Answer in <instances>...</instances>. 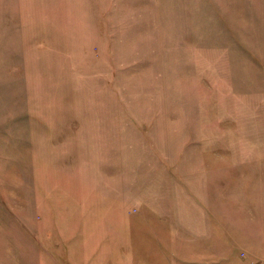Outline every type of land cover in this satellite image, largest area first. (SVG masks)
<instances>
[{
	"label": "rangeland",
	"instance_id": "1",
	"mask_svg": "<svg viewBox=\"0 0 264 264\" xmlns=\"http://www.w3.org/2000/svg\"><path fill=\"white\" fill-rule=\"evenodd\" d=\"M102 115L127 181H69ZM171 181H264V0H0V264H167Z\"/></svg>",
	"mask_w": 264,
	"mask_h": 264
},
{
	"label": "crops",
	"instance_id": "2",
	"mask_svg": "<svg viewBox=\"0 0 264 264\" xmlns=\"http://www.w3.org/2000/svg\"><path fill=\"white\" fill-rule=\"evenodd\" d=\"M92 118L80 127H85L89 134L84 143L74 141L77 145L84 144L82 150L86 152L70 154L69 167L63 159L59 162L61 166L55 164L52 168L70 170L69 181H127L124 120L111 115ZM48 130L56 137V129ZM76 149L79 147H73ZM56 176L44 177L43 181L62 180ZM171 182L175 184L167 192L166 200L171 202L172 213L162 215L167 217V225H159L156 219L159 211L150 220L155 239L165 232L166 240L160 244L171 251L167 264H254V258L264 257V181ZM180 207L181 212L174 213ZM103 214L108 215L105 211ZM110 214L117 217L120 226L124 210ZM240 252L245 256L241 257Z\"/></svg>",
	"mask_w": 264,
	"mask_h": 264
}]
</instances>
